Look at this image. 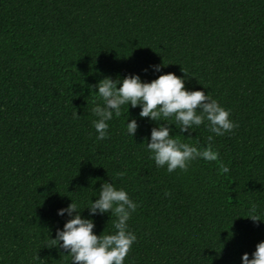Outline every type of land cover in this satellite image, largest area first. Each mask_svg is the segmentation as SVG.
Wrapping results in <instances>:
<instances>
[{
	"label": "trees",
	"instance_id": "16d2710c",
	"mask_svg": "<svg viewBox=\"0 0 264 264\" xmlns=\"http://www.w3.org/2000/svg\"><path fill=\"white\" fill-rule=\"evenodd\" d=\"M168 72L236 125L216 136L205 121L183 136L169 124L211 156L171 173L146 150L156 122L139 106H122L106 139L92 126L99 80ZM103 181L138 203L124 264L251 258L264 241V0H0V264H69L48 239L68 219L57 209L86 207ZM91 218L97 235L114 231L109 214Z\"/></svg>",
	"mask_w": 264,
	"mask_h": 264
},
{
	"label": "clouds",
	"instance_id": "9594fccd",
	"mask_svg": "<svg viewBox=\"0 0 264 264\" xmlns=\"http://www.w3.org/2000/svg\"><path fill=\"white\" fill-rule=\"evenodd\" d=\"M163 66L166 65H149L142 71L151 69L153 73H159ZM185 84L184 78L171 72L162 73L151 81H142L135 73L116 79L105 76L96 83L94 91L100 100L92 109L96 117L92 121L95 139L107 138L108 121L113 116L121 115L122 106H127V113L129 106H139L140 118L146 117L156 122L145 144L156 167H165L171 173L176 169L186 170L188 163L197 156L210 159L208 151L198 152L195 147L174 138L176 134L170 135L172 130L168 125L174 124L177 128L178 124L180 135L188 133V136L205 121L209 131L216 136L231 132L236 125L229 119L228 110L216 99L203 90H190ZM73 115L78 117L76 112ZM170 117H174L176 123H168ZM161 121L164 123H159ZM125 126L126 133L133 137L138 128L137 120L127 117ZM92 197L96 199L90 198L87 206L82 209H78L72 199L67 206L57 209L58 216L66 215L68 219L62 228L55 230L54 237L48 239L60 254L67 253L65 256L70 257L69 264H124L125 257L136 241V235L128 229L127 222L138 203L123 188L107 181H103L99 189L93 191ZM84 209H87V217L81 215ZM103 214L115 218L114 231L103 234V230L97 235L93 231L95 223L91 217ZM247 217L254 222L259 220L254 214ZM240 259L241 264H264V241L255 245L251 258L248 253H243Z\"/></svg>",
	"mask_w": 264,
	"mask_h": 264
}]
</instances>
